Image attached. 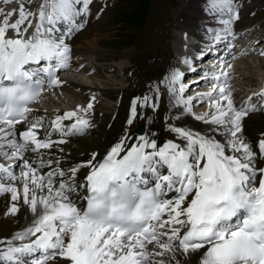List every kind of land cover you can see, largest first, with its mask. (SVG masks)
Listing matches in <instances>:
<instances>
[{"label": "snow or ice", "instance_id": "obj_1", "mask_svg": "<svg viewBox=\"0 0 264 264\" xmlns=\"http://www.w3.org/2000/svg\"><path fill=\"white\" fill-rule=\"evenodd\" d=\"M93 3L0 0V196L10 197L5 215H17L23 205L34 217L25 230L0 239V264H48L57 257L66 264H180L177 253H199V264H264V167H256L264 159V138L254 151L243 137V120L264 108V89L237 106L223 68L205 72L201 79L210 90L196 95L186 94L191 85L179 68L160 82L181 110L175 120L191 116L211 125V135L166 123L175 139L160 143L154 131L126 129L100 159L93 152L67 170V181L60 159H44L42 150L94 126L95 95L86 106L57 113L43 136L45 117L31 118L29 106L62 86L57 73L70 65L68 41L87 26ZM209 10L222 27L197 55L201 60L216 45L234 47L227 41L240 20L239 0H209ZM181 63L193 70L191 59ZM160 85L154 96L131 100L128 128L138 108L159 110ZM205 103L210 111L196 114ZM81 169L88 171L76 185ZM78 187L85 195L74 200Z\"/></svg>", "mask_w": 264, "mask_h": 264}, {"label": "rangeland", "instance_id": "obj_2", "mask_svg": "<svg viewBox=\"0 0 264 264\" xmlns=\"http://www.w3.org/2000/svg\"><path fill=\"white\" fill-rule=\"evenodd\" d=\"M183 1L109 0L105 10L103 12H100L96 16L94 15V22L92 24L93 26H89L85 31L86 33H83V36L88 35V38L91 36L90 38L95 37L97 39L96 49L98 52H100L99 56L96 60H92L91 58L86 59L87 64L84 65L85 70H93L95 72L93 74H86L82 70H80L78 74L76 72L70 73L69 71L66 75V78L70 77L71 80L77 83H81L84 86H87V88L89 87L90 89L96 87L97 89H100L99 93L93 92L92 90H89V88L87 90L84 89L79 92V95H72L64 90L59 91V89L53 90L51 92L49 91L47 97L44 100L37 102V109L40 110L39 114L31 115V118L46 117L48 119L59 108L69 111L74 110L78 105L86 106L90 98L95 95V100H97L95 101V103H97V105L94 104L93 109L94 114L92 116V123L94 126L91 127L84 135L65 137L67 143L57 145L52 150H44V159H60V167L66 170V175L69 177L70 173H68L67 170L77 166L78 163L82 161V158L88 156L94 150V146L99 144V141H104L111 137V134L113 132L112 124L114 125L113 122L116 120L119 109L121 108V115L124 117V114H128L130 111L129 108L131 100L134 97L141 96L139 78L144 75V68H141L145 65L144 61L151 60L153 63L156 62V56L154 52L151 51V48L153 47L151 46L152 42L150 41L152 40L155 33L157 35L159 34V36L163 35L161 44L166 50L165 60L167 59L166 61L169 62L172 58V53L169 49V46L172 47L173 43L181 40L180 37H182L183 31L189 30L190 32L199 34L198 36H201L199 38H204L211 36L209 30H206L208 27H210V25H212V27L214 25H216V27H220L221 23H212L209 21L211 19V15H209L208 12L203 10L201 7L195 9L194 12L187 9L185 10V5L187 3H185V0ZM201 1L204 3H209V0ZM99 2L102 3L104 1ZM189 2L190 4L194 3L193 1ZM251 2L255 4L256 11L250 17L246 19L240 18V20L235 23L236 28H240V30H249L248 37H253L251 31L254 29L256 32L258 30L260 32L261 29L264 30V0H251ZM180 13H186V17L188 16L187 18L193 17L200 21V23L196 24L195 22H193L192 24H190V28H184V26L181 25L180 18L178 19V15ZM95 21L96 24H94ZM260 24L262 26L258 29V26ZM260 33L264 34L263 32ZM80 38L77 41H80L82 39ZM263 39L262 42L255 47V51H253V54L245 59L236 58L232 63H238L239 65V63H245L246 61H250V59L251 61L258 59L257 51L261 52L262 47H264ZM159 48L160 46H158V49ZM237 52V47H234L233 56H235ZM151 55H154V58ZM195 63L198 64L199 61ZM75 65L78 66L77 62L75 63ZM170 67L171 64L168 68H165V72L172 68ZM173 67H176V63L174 61ZM243 67L244 66L241 64L239 66V70ZM78 68L80 67L78 66ZM100 68H103L102 70L104 71L96 72V70H99ZM239 70H235V72L232 71L233 74L229 76L228 80L235 103L238 102L237 96H239L240 98L248 96L247 92L245 91V88L247 86H261L264 84V71L261 75L260 73L258 74L255 71H249L243 78L240 73L241 70ZM123 71H126V73ZM135 71V76L138 78H136V84L132 87L133 93H131V91L126 92L125 90L130 87V82L127 79L131 77V75L135 77ZM94 74L95 77H92ZM193 74L198 75L200 74V71L196 70ZM192 80V78L185 79L186 83L188 85H191L188 93L186 94H194L193 91H200V89H204V91L202 90L203 92L209 91V88H204L202 86V82H194L190 84ZM253 102L257 105H259L260 103V101L255 100ZM194 110L196 114L199 115L208 112L210 109L208 108L207 103H205L200 104ZM261 114L263 115L262 117H264V113ZM102 115H113V117H111L110 121H103ZM123 117H121V119H123ZM126 118L128 117L126 116ZM187 118L190 119V116H188ZM244 123V133L246 140L251 143L253 150L256 151L257 138L255 137L258 136L261 132L260 123L257 120H253L250 118H245ZM46 128L50 129L48 120L46 121ZM53 137L56 139L60 138L58 134H54ZM58 149H63V151H59ZM49 152L51 153L50 156ZM256 165L258 168L261 165V161L257 160ZM55 166L56 165L54 164V167ZM42 171H44V169ZM81 173L82 172L80 171L77 176L81 175ZM80 182L81 179L79 182L74 183H83ZM80 189L81 188L78 187L77 191L72 194V198L74 200H78L81 196V194L78 193ZM5 196L6 195L0 196V202ZM26 215L27 213L25 210L24 212L20 213L19 218L25 217ZM20 227H22L20 229L22 231L26 229V225L23 226L21 224ZM18 229L10 231L7 235H5L6 238L4 239H10L13 234H16L20 231H18ZM62 261L63 260L57 258L55 264L61 263Z\"/></svg>", "mask_w": 264, "mask_h": 264}, {"label": "bare ground", "instance_id": "obj_3", "mask_svg": "<svg viewBox=\"0 0 264 264\" xmlns=\"http://www.w3.org/2000/svg\"><path fill=\"white\" fill-rule=\"evenodd\" d=\"M99 1H104V2H102L104 4H102ZM189 1H193L194 3L190 4ZM36 2L38 4L39 0H36ZM108 2H109V0H94V3L90 6L92 15L89 17V22H88L87 26L85 27V29L83 31L78 32L77 34H75L73 36L72 39H70L68 41V43L71 45V49H72V59L70 61V65H69V67L67 69L60 70L57 73V75L59 73L67 72L68 70H70V73L79 72L80 70H82L86 74L87 73H92L93 74L95 72L93 70H90V71L85 70V66L84 65L87 64L86 59L91 58L92 60H96L97 57L99 56L100 52H98L97 49H96L97 39L95 37L90 38L91 37L90 35H89L90 37L88 38L87 37L88 35H86V34H84L86 36H83V33L86 31V29L89 26L90 27L93 26L92 24L94 22V15L96 16L100 12H103L105 10V8L107 7ZM239 2H240V18L246 19V18L250 17L256 11L255 4L252 3L251 0H239ZM185 3H187L185 5L186 6L185 10L187 9V10H190V11L194 12L195 9L201 7L203 10L207 11L209 15H211V19L209 20L210 22H212V23H220V18L219 17H215L213 15V13L209 10V3H204L201 0H185ZM9 7H12V6H9ZM101 9H103V11H101ZM182 12H184V11H182ZM178 16H179L178 19L180 18L181 25H183L184 28L185 27L186 28H190V24H192L193 22H195L196 24L200 23V21H198L197 19H195L193 17L187 18L188 16L186 17V13H180ZM94 24H96V21H95ZM261 26L262 25L260 24L258 26V29ZM221 27H222V25H220V27H216V25H214L212 27V25H210V27H208L206 30H209V33L211 35H213V33L217 32V31H220ZM242 30H240V28H236L235 25H234L235 38L233 39V38L230 37L228 39V41H227L228 44L234 45V47H237V51H238L237 54L238 55L236 54L235 56H233L234 47H226V45L224 43H222V44H220V47H222L223 49H221L220 52L216 53V57L219 56V58H226L225 61L230 63V62L234 61L236 58L245 59L248 56H250L251 54H253V51H255V47L264 38V34H261L259 32V30L256 32L255 29H254V30L251 31L252 34H253L252 35L253 37H248L249 30L248 29H246V30L242 29ZM253 32H255V33H253ZM158 33H160V32H158ZM183 33H184V36L182 35L183 37H180L181 40H178L177 42H175L174 43L175 45L172 48L169 47V49H170V51L172 53V58H171V61H169V62L166 61L167 59L165 60L166 50L164 49V46L161 44L162 43L161 40H163L162 39L163 35L159 36V34L157 35L156 33L153 35L152 40H150L152 42L151 46L153 47V48H151L152 49L151 51H153L155 56H156L155 57L156 58V62L153 63L151 60H145L144 61L145 65L143 64L144 66L141 67V68H144L143 69L144 75L141 78H139L140 91H141V96L140 97H143L144 95L154 96L155 95V88L158 85H160V82L169 74L170 70L173 68V61L177 62L179 56L182 55L183 53H184L185 56L188 55V50H187L186 47H184V44H183L184 41H186V44H188L189 43L188 39L190 37H194V38H196V40L199 43L198 45L200 46V44H202V42L205 41V39H207L205 37L204 38H199V37H201V36H198L199 34H196L194 32H190L189 30L188 31H183ZM79 38L81 40L77 41ZM245 39H247V40H245ZM243 40H245V41H243ZM163 43H166V42H163ZM158 46H160L159 49H158ZM153 52H152V54H153ZM151 56L153 57L154 55H151ZM216 57L212 56V57H210L208 59L207 62L202 61V62H199L198 64L193 62V65H194L193 69L194 70H195L196 67H199L198 68V70L200 71V74H198V76H200L199 78H201V74L204 75V73L207 72V69L202 68V66L210 65L211 67L214 68V67H217L219 65L218 61H216L217 60ZM188 58L193 61V58L191 56L188 57ZM76 62H77L78 66L80 68H78V66L75 65ZM95 63H96V61H95ZM170 64H171L172 68L170 67L171 68L170 70L166 69L167 71L165 72V68L166 67L168 68L170 66ZM195 64H197V65L195 66ZM241 64L244 66L242 69L240 68V70H241L240 73H241L243 78L246 76V74L249 71H255L258 74L260 73V75L264 71V61L259 60V59L252 60V61L250 59V61H246L245 63H239V66ZM104 65H106V64H104ZM103 68H100L99 70H96V72L104 71V70H102ZM175 68H178V67L176 66ZM227 71L229 72V76L231 74H233L231 72V69H229ZM123 72L126 73V71H123ZM233 72H235V71H233ZM135 73H136V71L134 72V76H135ZM208 73H209V71H208ZM212 73H214V72H212ZM195 76H197V75H195ZM92 77H95V74ZM136 78H138V77H136V76L133 77L132 75L128 79L125 78V79L129 80V82H130V87L125 90L126 92L127 91L128 92L131 91V93H133L132 87L136 84V81H137ZM190 78H193V77H189V79ZM59 79L61 81H63V84H62L61 87H58L57 89H59V91L60 90H64V91H66V92H68V93H70L72 95H77L82 90H84V89L87 90L89 88V87L87 88V86L82 85L81 83H76L73 80H70V79H67V78H59ZM201 80L198 81V83H201L202 82ZM202 86L204 87V86H207V85L203 84ZM203 87H201V88H203ZM160 88H161V91H160V95H159V98H158V104H159V110L158 111L154 112L151 108H144V109L138 108V118L134 122V124L131 126V128H128V126L126 125V120H127L126 116L129 117L128 116L129 113L128 114L127 113L124 114V117H123L121 115V108H120L119 111H118V115L116 117V120L113 122L114 125L112 124L113 132L111 134V137L109 139H107V140L99 141V144H97L95 142L97 145L94 146V150L88 156L82 158V161H87L91 157L93 152L99 153L100 155L97 156V159H100V156H103L106 153V151L110 148V146L115 144L123 136V134L125 133L126 129L129 132L133 133V134H148V133H151V132L154 131V132L157 133L158 140H159L160 143H163L164 141H166L168 139H175L174 134H172L171 132H169L167 130L166 123H176V124H178L180 126H187L189 128L198 130L200 132H205V133H208L210 135L212 134V133H210L208 131L212 127L211 125L204 124L202 122L196 121L191 116H190V119L187 118L188 116H185L181 120L176 121L175 120V116L181 110L178 109V108H173L172 107V101L169 98V95H168L167 91L163 88L162 85H160ZM89 90H92L93 92L99 93L100 89H97L96 87H94L93 89L89 88ZM202 90L204 91V89H200V91H193L194 94L193 93L192 94L196 95L197 93H201V92L203 93ZM209 90H210V88H209ZM255 90L256 89H252L251 91L247 90L246 91L247 95L249 97L252 96L255 93ZM125 91H124V93H125ZM237 97H238V102L235 103L237 106H240L245 101H247L246 97H244V98L243 97L240 98L239 96H237ZM95 101H97V100H95ZM95 104L97 105V103H95ZM63 112H65L64 109L59 108L48 119L45 117V120L46 121L47 120L50 121V119L52 117H54L57 113H63ZM261 113H264V112H261L260 109H259V111H254V112L250 113L246 117L247 119L250 118V119H253V120H257L260 123L261 132L259 133L258 136L255 137V138H257V142H258L259 139L264 138V120H262V119H264V117H262L263 115ZM169 116L172 117V120L166 122L165 121V117H169ZM111 117H113V115L112 116H110V115H102L103 121H105V120L110 121ZM121 117H123V119H121ZM244 124L245 123H244V120H243V137L246 139L245 133H244V131H245ZM140 126L143 127V131L141 133H136V129L138 127H140ZM18 128L19 129H23L24 125H18ZM48 130H50V129L45 128V130H42L41 135L43 136L45 131H48ZM52 138L56 139L54 137H52ZM217 139L223 141L224 137L223 136H217ZM256 147H257V144H256ZM43 151L44 150H42V152ZM256 151H257V149H256ZM31 155H33V154H31ZM33 158H35V157L33 156ZM257 160L261 161V165L258 168L264 167V159H259L258 158ZM53 167H54V165H53ZM256 167H257V165H256ZM48 170L49 169L45 168L44 172H46ZM87 171H88L87 169H81L82 173H81V175H78L76 177L75 182H79L80 179H81V182H83L85 174L87 173ZM63 179L65 181H67L69 179V177L67 175H65L63 177ZM75 184H79V183H75ZM78 193L82 194L81 197H83L85 195V191H84L83 188H81ZM171 195H174V194H171ZM21 205H22V200H21ZM10 206H11L10 197L8 195H6L2 199V201L0 202V238L1 239L6 238L5 235H7L12 230L18 229L21 226V224L23 226L26 225V228L29 227L32 224V221L34 219L32 214L28 211L27 206H23V205L21 206V210H20V212L17 215H15V216L5 215V213L8 211V208ZM25 210H26L27 215L25 217H20L19 218L20 213L24 212ZM21 228L22 227H20L18 229V231ZM21 231L22 230H20L19 232H21ZM14 235L15 234H13L11 236V238ZM25 242H27V241H25ZM56 260L57 259H55L53 261H49L48 264H55ZM177 260L180 261V264H199V253L191 254L190 256H184V255H182L180 253H177ZM56 264H66V262L62 261L61 263H56ZM173 264H175L174 261H173Z\"/></svg>", "mask_w": 264, "mask_h": 264}, {"label": "water", "instance_id": "obj_4", "mask_svg": "<svg viewBox=\"0 0 264 264\" xmlns=\"http://www.w3.org/2000/svg\"><path fill=\"white\" fill-rule=\"evenodd\" d=\"M137 132H138V133H141V132H142V126H140V127L137 129Z\"/></svg>", "mask_w": 264, "mask_h": 264}]
</instances>
